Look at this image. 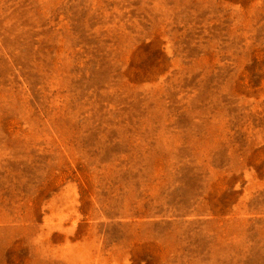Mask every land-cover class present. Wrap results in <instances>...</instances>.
<instances>
[{
    "label": "rangeland",
    "instance_id": "obj_1",
    "mask_svg": "<svg viewBox=\"0 0 264 264\" xmlns=\"http://www.w3.org/2000/svg\"><path fill=\"white\" fill-rule=\"evenodd\" d=\"M0 264H264V0H0Z\"/></svg>",
    "mask_w": 264,
    "mask_h": 264
}]
</instances>
